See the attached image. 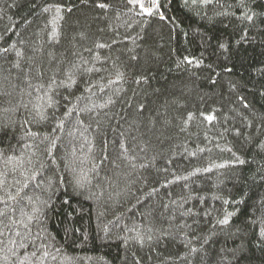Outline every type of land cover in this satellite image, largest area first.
<instances>
[{
	"label": "trees",
	"instance_id": "obj_1",
	"mask_svg": "<svg viewBox=\"0 0 264 264\" xmlns=\"http://www.w3.org/2000/svg\"><path fill=\"white\" fill-rule=\"evenodd\" d=\"M0 264H264V0H0Z\"/></svg>",
	"mask_w": 264,
	"mask_h": 264
}]
</instances>
